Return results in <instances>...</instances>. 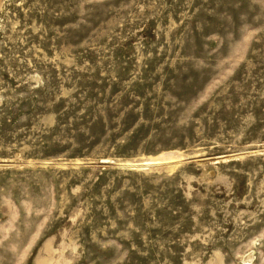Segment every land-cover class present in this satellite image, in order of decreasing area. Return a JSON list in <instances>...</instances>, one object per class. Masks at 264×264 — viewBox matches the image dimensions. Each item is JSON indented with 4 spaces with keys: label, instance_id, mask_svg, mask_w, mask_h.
<instances>
[{
    "label": "rangeland",
    "instance_id": "obj_1",
    "mask_svg": "<svg viewBox=\"0 0 264 264\" xmlns=\"http://www.w3.org/2000/svg\"><path fill=\"white\" fill-rule=\"evenodd\" d=\"M0 264H264V0H0Z\"/></svg>",
    "mask_w": 264,
    "mask_h": 264
},
{
    "label": "bare ground",
    "instance_id": "obj_2",
    "mask_svg": "<svg viewBox=\"0 0 264 264\" xmlns=\"http://www.w3.org/2000/svg\"><path fill=\"white\" fill-rule=\"evenodd\" d=\"M149 164H154L153 162H148V163H144L143 165H149Z\"/></svg>",
    "mask_w": 264,
    "mask_h": 264
}]
</instances>
